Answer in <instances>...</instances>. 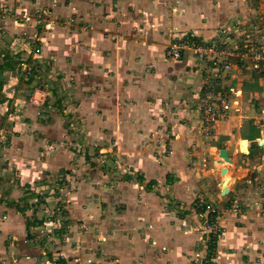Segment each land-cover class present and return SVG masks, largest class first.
<instances>
[{
    "label": "crops",
    "instance_id": "crops-1",
    "mask_svg": "<svg viewBox=\"0 0 264 264\" xmlns=\"http://www.w3.org/2000/svg\"><path fill=\"white\" fill-rule=\"evenodd\" d=\"M113 2L118 4L115 8ZM175 2L72 0L68 7L61 4L58 13L63 19L71 18L74 9L83 17L74 25L79 46L69 49L71 55L65 59L55 52L59 61L68 62L67 68L62 66L68 72L61 78L49 76L50 83L38 87L42 93L48 91L45 101L59 111L57 115L78 114V110L67 111L66 103L72 105L74 95L90 94L92 86L97 87L95 97L83 104L89 117L94 116V106L106 105L107 118L91 131L98 140L86 142H95L103 150L114 140L118 162L125 165L115 192L121 209L114 212L112 222L98 228L101 256H110L114 264H192L202 244L209 242L204 217L193 204L201 198L215 204L224 231L213 248V264H257L264 260V77L242 75L240 68H234L223 82L235 91L234 108L206 135L197 107L201 79L195 89L186 84L190 90H183L180 73L187 59L179 63L165 56L169 25L198 24L191 11L170 16L164 3ZM225 3L231 6L229 0ZM115 33L125 34H118L125 41L112 38ZM32 78L27 84L34 83ZM173 78H180L179 83ZM38 123L31 116L25 118L26 125ZM29 135L24 130L19 136L31 141ZM222 149L229 152L231 162H221ZM6 213L0 208V261L35 264L36 258L24 257L28 247L18 237L19 230L26 232L32 226L29 219L20 212L2 219Z\"/></svg>",
    "mask_w": 264,
    "mask_h": 264
},
{
    "label": "rangeland",
    "instance_id": "rangeland-1",
    "mask_svg": "<svg viewBox=\"0 0 264 264\" xmlns=\"http://www.w3.org/2000/svg\"><path fill=\"white\" fill-rule=\"evenodd\" d=\"M226 1L164 3L169 7L170 16L186 15L191 11L198 19V24L189 28L168 26L166 59L179 63L187 59L180 73L181 80L184 79L180 83L183 90L195 89L199 78L202 94L206 85H217L215 71L206 66L209 54L201 58L185 40L191 45L216 46L219 51L227 49L233 69L238 67L242 75L253 78L264 77V0H244V7L241 0H229L230 7ZM71 2L0 0V80L4 82L0 92V208L7 212L1 216L6 219L8 213L20 212L25 220H30V229L19 230L18 237H23L22 243L28 247L24 257L36 258L35 264H114L110 256L100 254L98 243L102 239L99 240L98 228L112 222L114 212L121 209L115 192L125 163L118 162L119 150L118 145L114 147V140L103 150H98L95 142H86L98 140L91 131L107 118L106 105L101 102L94 106V116L89 117L83 104L95 97L97 87L92 86L90 94L74 95L72 105L66 103L67 111L78 110V114L73 118L57 115L59 111L45 101L46 96H50L48 91L42 93L38 87L50 83L51 76H65L68 62L59 61L55 54L58 52L65 59L71 55L67 53L69 49L79 46L75 44L78 38L74 25L83 17L76 9L68 19L58 13L61 4L68 7ZM117 5L113 2L114 8ZM118 34L123 33L111 37L125 41V34ZM66 44L70 48H65ZM176 45L184 46L181 57L174 54ZM46 50L51 51L47 53ZM218 55L222 59L225 56L221 52ZM7 62L15 67L4 66ZM31 77L35 80L32 85L27 84ZM180 78L172 80L179 83ZM200 99L201 94L199 103ZM27 116L39 123L35 127L34 122L26 125ZM45 121H49V125L43 124ZM24 130L29 132L31 141L19 136ZM207 243L202 244L192 264H203L206 258H213V249L207 257ZM15 254L22 257V254ZM5 260L0 264H18Z\"/></svg>",
    "mask_w": 264,
    "mask_h": 264
},
{
    "label": "built area",
    "instance_id": "built-area-1",
    "mask_svg": "<svg viewBox=\"0 0 264 264\" xmlns=\"http://www.w3.org/2000/svg\"><path fill=\"white\" fill-rule=\"evenodd\" d=\"M194 35V34H193ZM192 36V35H191ZM196 40V38H195ZM194 42V40H192ZM185 42L194 49V53L201 58L208 56L206 66L210 71H215L214 77L217 79V85L208 84L203 88V94L201 93V101L198 105V110L201 113L203 132L206 135H210L215 126L227 119V114L234 108L235 103V91L230 87L227 88L225 84H221L222 81L229 77L233 69V64L229 60V54H231L227 49L218 50V47L212 46L207 47L204 44H190V41ZM177 46V45H176ZM173 48L174 54L180 56L184 52V46L180 48L179 46ZM189 46V47H190ZM262 51L264 53V44H262ZM179 47V48H178ZM218 52L224 54V58H219ZM221 56V55H220ZM264 60V59H263ZM197 211L203 215L205 220L204 231L208 234L209 241L211 238L216 240L220 238L224 231L219 223L218 209L215 204L208 202L204 199H197L194 203ZM263 212H264V197H263ZM215 250H213V258H206L203 264H213ZM257 264H264V260L259 259ZM254 264V263H246Z\"/></svg>",
    "mask_w": 264,
    "mask_h": 264
},
{
    "label": "trees",
    "instance_id": "trees-1",
    "mask_svg": "<svg viewBox=\"0 0 264 264\" xmlns=\"http://www.w3.org/2000/svg\"><path fill=\"white\" fill-rule=\"evenodd\" d=\"M4 66H6V67H9V68H12L13 67V63L12 62H7ZM33 78L31 77L30 79H29V81H31ZM2 87H3V81L2 80H0V92H1V90H2ZM2 101L4 102V100L2 99ZM29 222H30V220L28 221V226H29ZM31 223V222H30ZM216 243V239L215 238H211V240H210V246H209V249L210 250H212L213 248H214V244Z\"/></svg>",
    "mask_w": 264,
    "mask_h": 264
},
{
    "label": "water",
    "instance_id": "water-1",
    "mask_svg": "<svg viewBox=\"0 0 264 264\" xmlns=\"http://www.w3.org/2000/svg\"><path fill=\"white\" fill-rule=\"evenodd\" d=\"M220 157H221V162H231V159L229 157V152L226 149L220 150ZM223 173H226V169H223ZM226 180L223 182V186L226 187Z\"/></svg>",
    "mask_w": 264,
    "mask_h": 264
},
{
    "label": "bare ground",
    "instance_id": "bare-ground-1",
    "mask_svg": "<svg viewBox=\"0 0 264 264\" xmlns=\"http://www.w3.org/2000/svg\"><path fill=\"white\" fill-rule=\"evenodd\" d=\"M245 144H247V142H245ZM226 182H227V180H226Z\"/></svg>",
    "mask_w": 264,
    "mask_h": 264
}]
</instances>
